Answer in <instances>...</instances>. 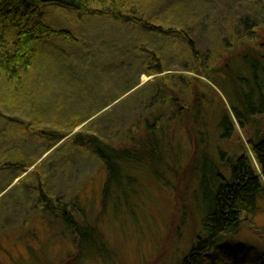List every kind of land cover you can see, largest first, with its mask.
<instances>
[{
    "label": "trees",
    "instance_id": "1",
    "mask_svg": "<svg viewBox=\"0 0 264 264\" xmlns=\"http://www.w3.org/2000/svg\"><path fill=\"white\" fill-rule=\"evenodd\" d=\"M153 1L159 6L158 17H155L157 7L149 5ZM183 4V0H0V130L5 129L2 132L8 131L9 120L16 131L31 129L33 132L39 128L40 117L34 119L33 110L30 122L22 118L26 116L29 100L38 95L33 93L29 98L23 79L39 66L38 61L45 60L48 67H92L89 61L80 62L88 55V50L82 49L78 32L71 26H53L44 18L45 8L64 10L73 15L76 24L83 29H96L93 38L99 37L107 23L128 28L135 26L145 34L133 38L124 47L114 43L117 48L115 64L127 72L124 77L137 71L136 78L126 82L107 103L98 105L87 115L75 113L78 117L65 128H51L54 143L40 156L29 163H21L18 160L24 154L20 150L16 154V145L0 146V171L13 170L0 193L26 171L20 182L40 168V163H36L40 157L67 136L77 150L89 151L100 160L106 178L102 209L95 219L80 204L79 196L54 198V193L44 185L42 173L33 189L39 197L38 206L53 216L58 215L63 229L72 231L79 257L99 256L98 244L103 241L98 224L108 207L117 216L119 212L130 211L136 204L141 205L140 186L143 183L138 178L139 172L160 183L164 182L169 170L179 169L180 147L176 137L181 130L187 129L195 146L190 164L197 178L194 199L201 222L188 251L177 264H264V251L256 252L231 243L246 218L257 213L259 201L264 196V63L257 49L248 45L232 55V46L242 45L244 35L227 44L222 64L218 60L224 54L215 55L213 46L203 60L194 35L182 23L174 25L167 21ZM157 39L173 42L182 59L187 53L191 55L193 64L188 67L192 68L186 69L191 74L184 75V71L166 73L168 53ZM59 42L70 48L79 46L81 51H75L72 60ZM262 46L264 48V43ZM96 73L94 70L93 75ZM142 74L155 78L151 94L145 97L144 90L137 94L144 103L142 111L147 114L115 126L108 136L100 134L97 129L101 126L92 127L89 122L126 93H133L141 83ZM201 82L209 85L212 91L205 92ZM216 89L222 91L227 102L222 97L218 100L220 93ZM146 98L149 102H145ZM215 101L218 111L213 108ZM15 113L17 115H11ZM233 115L244 130L248 128V143L241 142L242 151L238 148V151L226 152L219 148L215 153L216 149L208 145L212 125V130H220L222 140L229 139ZM79 126L81 128L73 132ZM32 166L34 168L30 169ZM260 231L264 233V228ZM24 238L19 237L20 240Z\"/></svg>",
    "mask_w": 264,
    "mask_h": 264
},
{
    "label": "rangeland",
    "instance_id": "2",
    "mask_svg": "<svg viewBox=\"0 0 264 264\" xmlns=\"http://www.w3.org/2000/svg\"><path fill=\"white\" fill-rule=\"evenodd\" d=\"M183 1L184 4L177 8L167 21L174 25L182 23L194 35L203 60L210 53L209 47L213 46L214 52L217 53L215 55L224 54L221 60H218L222 64L227 55V44L236 37L244 35L242 45L232 46V55L241 51L243 45H248L257 49L264 63L262 46L264 0ZM149 3L150 6L157 7L155 17L160 16L158 3L156 1ZM44 10V18L53 26H71L78 32V36L82 39L80 44L82 49L88 50V55L80 62L89 61L92 67H48L46 61L42 60L38 61L39 66L34 67L32 73L24 77L23 84L27 88L29 98L33 93L38 95L28 102V107L25 109L28 118L24 115L22 118L30 122L35 114L34 119L39 120L40 117V126L33 132L31 129L20 132L14 130V127L11 128L12 121L9 120L8 131L0 130V146L16 145L15 148L13 147L16 154L20 153L17 152L19 150L24 154L18 160L21 163L33 161L54 143L55 137L51 136V128L53 130L65 128L78 117L77 114L74 115L75 113H80V116L87 115L93 108L107 103L124 88L126 82L130 83L136 78L137 71L124 77L127 72L115 64L117 48L114 43L118 42L119 46L124 47L133 38L138 39L145 35L141 28L135 26L128 28L121 24L114 26L107 23L104 24L99 37L93 38L96 29L87 27L83 29L80 24H76V18L70 13L51 7ZM149 39L152 42L153 39ZM157 40L168 53L166 73L184 71V75L191 74L186 71L192 68L188 67L193 64L191 55L187 53L182 59L173 42ZM59 43L70 58L75 51H81L79 46L70 48L63 42ZM42 52L45 54V51ZM108 64L109 67H103ZM100 69H103L102 73L99 72ZM94 70H97L95 76ZM154 80V75L142 74L140 77L142 85L134 88L132 90L134 92L130 95L126 93L104 108L89 123L92 127L101 126L100 130L97 129L98 132L108 136L113 133L115 126L134 121L139 115L145 116L147 112L142 111L145 108L144 103L137 94L139 92L141 94L143 90L144 96L147 93L151 94L155 89L151 84ZM201 83L205 92L212 91L209 85ZM216 90L220 93L219 96L216 94L218 100L223 98L227 102L222 91ZM148 99L146 98L145 102H149ZM214 107L217 110L216 101ZM32 110L34 114L30 112ZM233 117L229 139L222 140L220 130H212L214 128L212 122L208 145L216 149L215 153L219 148L226 152L238 151V148L242 151L241 142L248 143L246 134L248 128L244 130L236 117L234 115ZM80 128L81 126L75 128L73 132ZM67 138L68 136L40 157L36 163L39 162L41 166L34 173L20 182L19 179L28 172L26 171L0 193V262L3 264H177L188 251L201 222L194 199L197 178L190 159L195 146L189 130H181L176 137L180 147L179 169L169 170L164 182L160 183L139 172L138 178L143 183L142 187L140 186L141 205L136 204L137 206H133L130 211L119 212L117 216H114L111 207H108L100 216L98 225L102 232L103 244H98L99 256L92 257H79L80 253L74 244L72 231L63 229L58 215L53 216L38 206L39 197L33 190L42 173L44 185L54 193V198L74 199L79 196L80 204L88 209L94 219L101 212L106 170L95 155L82 149L77 150ZM33 166L30 169L34 168ZM12 174V169L0 171V189L7 185ZM178 176L180 179L177 178ZM263 228L264 196L259 201L257 213L251 218L247 217L240 233L231 239L232 245L253 249L256 252L264 251V233L260 231ZM21 235L25 238L20 240ZM30 250L33 253H30Z\"/></svg>",
    "mask_w": 264,
    "mask_h": 264
},
{
    "label": "water",
    "instance_id": "3",
    "mask_svg": "<svg viewBox=\"0 0 264 264\" xmlns=\"http://www.w3.org/2000/svg\"><path fill=\"white\" fill-rule=\"evenodd\" d=\"M140 85H142V83Z\"/></svg>",
    "mask_w": 264,
    "mask_h": 264
}]
</instances>
